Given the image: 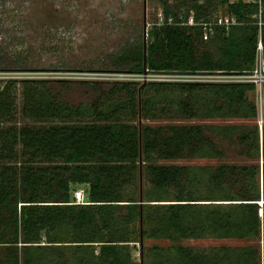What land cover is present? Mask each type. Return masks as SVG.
I'll return each instance as SVG.
<instances>
[{
  "label": "trees",
  "instance_id": "1",
  "mask_svg": "<svg viewBox=\"0 0 264 264\" xmlns=\"http://www.w3.org/2000/svg\"><path fill=\"white\" fill-rule=\"evenodd\" d=\"M156 2L165 17L179 23L182 16L184 24H151L146 53L144 42L133 43L111 56L108 66L84 71L139 75L245 73L254 68L259 31L264 43V0L260 16L258 0ZM224 10L237 23L228 29L216 27L213 44L203 41L196 24ZM15 33L0 20V71L31 70L26 58L16 56L6 42ZM18 83L0 79L1 121L17 119ZM254 91L253 84L240 82L148 81L141 86L138 81L115 82L93 103L75 106L29 82L24 116L58 123L0 130V264H70L62 260L66 249L74 252L77 264H138L129 245L142 242L144 236L173 243L264 239L259 214L261 204L264 215V93L260 138L257 124H247L258 118L257 106L248 95ZM201 112L210 119L237 118L246 124H169ZM137 119H156L159 125L135 124ZM233 136L240 152L257 157L258 163L203 168L221 198L197 197L192 190L196 173L190 167L159 163L218 158L221 149L216 139ZM40 162L54 167H35ZM141 162L144 179L139 177ZM75 184L88 186V204L74 203ZM228 184L238 189L225 191ZM202 200L210 203H199ZM55 250L58 257L47 260L48 252ZM150 257L139 264H261L262 252L260 245L171 246L157 248Z\"/></svg>",
  "mask_w": 264,
  "mask_h": 264
},
{
  "label": "rangeland",
  "instance_id": "2",
  "mask_svg": "<svg viewBox=\"0 0 264 264\" xmlns=\"http://www.w3.org/2000/svg\"><path fill=\"white\" fill-rule=\"evenodd\" d=\"M160 11H162V6L156 0H2V2L0 0V20L16 32V37L6 39V42L11 48H15V55H19L23 59L26 58L28 65L31 67V70L0 71V79H16L19 81L16 98L17 112L15 118L17 119L14 122L13 120H0V130L8 129L13 125L20 127L25 124L37 129L45 126L51 127L58 123L55 120L38 122L24 116L25 89L28 87L29 82L35 83L40 89L46 87L52 93L59 95L60 100L78 106L93 103L103 92H107L115 82L138 81L139 86H141L148 81H158L156 78H162V76L148 71L139 75H126L119 79L116 76L118 73L114 74L115 72L100 70L99 73L94 75L97 77L95 79V77L85 78L80 74V71L89 70V67L94 69L108 66L111 60L110 57L118 55L122 48L133 43L144 42L145 17L148 31ZM222 12L227 14L225 10ZM210 39L211 37L208 39L209 43L213 44L212 39ZM92 72L97 71L92 70ZM40 81L46 82L42 83ZM96 83H101V85L98 86ZM248 95L249 99L254 101L257 106L258 118L255 121L247 122V124L251 126L257 124L261 138V125L263 124L260 110L261 103L256 91L249 92ZM141 122L153 126L159 125L156 119H137L135 124ZM182 123L213 126L221 124L241 125L246 124V121L237 118L210 119L201 112L196 118L188 119L185 122L177 119L169 122V124ZM231 138L236 139L235 136L227 139H216L220 143L218 145L221 149V155L218 158L196 157L161 160L159 163L190 167L191 171L196 173L195 187H192V190L195 189L196 196L200 199H205L211 195L221 198L218 197L219 193L213 185L206 180L205 173H207V170H202L203 168L210 167L213 170L221 164L242 166L258 163L257 157L253 158L241 153L240 146L233 142ZM17 160L20 159L17 158ZM38 161L41 160L38 159ZM143 166L144 164L141 162L139 171L143 170ZM18 167L22 168V166ZM35 167L52 169L54 164L40 162ZM142 170L139 172L141 179L143 178ZM142 186L143 184L139 186L141 190ZM87 187V185L75 184L73 185V193L80 189L85 192ZM237 189L238 185L236 184H228L224 188L225 191L229 190L232 193ZM135 196L138 197L137 194ZM85 200H89L87 193H85ZM217 202L224 203L222 201ZM199 203L210 202L202 200ZM259 207L262 227L264 228L262 205L259 204ZM130 244L134 261L138 264L141 260L147 261L148 258H151L150 256L156 253L157 248L163 249L171 246L242 247L244 245H260L262 252L261 264H264L263 237L258 240H238L236 238L184 239L178 243H173L161 237L144 236L142 242H132ZM66 250L65 253H61L64 257L62 260L68 261L70 264H77L74 262L76 260L74 252L69 249ZM52 257L53 259L58 257L56 250L55 252H48L47 260Z\"/></svg>",
  "mask_w": 264,
  "mask_h": 264
},
{
  "label": "built area",
  "instance_id": "3",
  "mask_svg": "<svg viewBox=\"0 0 264 264\" xmlns=\"http://www.w3.org/2000/svg\"><path fill=\"white\" fill-rule=\"evenodd\" d=\"M235 0H229V3H233ZM260 4L259 16L262 13V4L261 0H258ZM180 22L176 23L174 17L169 16L165 17L163 12L160 11L155 21L151 24H156L158 26L161 25H174V24H184L183 17L180 16ZM237 23V19L234 16H230L228 14H224V12H220L218 16L214 19L207 22H199L196 25H199L202 29L201 37L203 41H208L211 37L214 29L216 27H224L228 29L231 25ZM150 25V24H149ZM258 25L261 26L262 22H258ZM99 72H84L80 71V74L85 78L95 77L94 75ZM114 73V72H112ZM119 78H123L126 75L133 76L134 74L126 73V72H115ZM162 78H156L158 81L162 82H200V83H232V82H240V83H251L255 86V91L258 94V98L260 100L261 106L260 110L263 113V93H264V43L261 37V31H259L258 42L255 52V66L252 70L247 71L245 73H226L222 71H200L195 73H179V72H159L158 73ZM234 77V79H232ZM97 77H95L96 79ZM214 78V79H213ZM216 78H228V79H216ZM263 115V114H262ZM263 121V116H262ZM262 127V125H261ZM76 204H88L89 202L85 200V192L83 189H80L74 193Z\"/></svg>",
  "mask_w": 264,
  "mask_h": 264
},
{
  "label": "water",
  "instance_id": "4",
  "mask_svg": "<svg viewBox=\"0 0 264 264\" xmlns=\"http://www.w3.org/2000/svg\"><path fill=\"white\" fill-rule=\"evenodd\" d=\"M146 41H147V21H146V17H145V25H144V53H146Z\"/></svg>",
  "mask_w": 264,
  "mask_h": 264
},
{
  "label": "bare ground",
  "instance_id": "5",
  "mask_svg": "<svg viewBox=\"0 0 264 264\" xmlns=\"http://www.w3.org/2000/svg\"><path fill=\"white\" fill-rule=\"evenodd\" d=\"M262 202V201H261Z\"/></svg>",
  "mask_w": 264,
  "mask_h": 264
},
{
  "label": "crops",
  "instance_id": "6",
  "mask_svg": "<svg viewBox=\"0 0 264 264\" xmlns=\"http://www.w3.org/2000/svg\"><path fill=\"white\" fill-rule=\"evenodd\" d=\"M261 203V202H260Z\"/></svg>",
  "mask_w": 264,
  "mask_h": 264
}]
</instances>
